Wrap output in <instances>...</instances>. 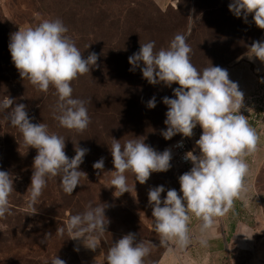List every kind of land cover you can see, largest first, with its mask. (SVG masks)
Masks as SVG:
<instances>
[{"label": "rangeland", "instance_id": "374dc122", "mask_svg": "<svg viewBox=\"0 0 264 264\" xmlns=\"http://www.w3.org/2000/svg\"><path fill=\"white\" fill-rule=\"evenodd\" d=\"M232 0H0V101L6 97L26 105L28 114L48 125L50 133L65 138V152L69 158L75 156V148L88 149L79 170L86 173L72 195L63 192L60 177L50 178L44 188V204L37 202L35 212L26 209L28 187L20 180L15 152L9 149L10 142H16L19 151L30 169L37 150L24 143L23 136L16 128L13 133L7 111H0V144L4 145V156L0 159V171L9 172L13 177L14 191L10 195L11 215L0 218V241L10 238L14 243L26 246L29 264H51L58 256L65 264H106V254L113 242L128 233H135L137 242L150 240L155 247L145 264H157L168 248L159 245V237L152 227V209L148 204L150 188L163 185L167 190H180L179 176L189 171L180 165L172 155L171 168L167 172L153 173L145 184L135 181L131 172H126L131 193L119 197L110 186L111 171H114L109 148L112 138L121 144L129 139H145V143L158 152L180 139L187 140L199 154L195 141L202 134L197 125L194 135L185 138L181 134L170 140L164 139L167 106L163 97L175 98L173 84L151 85L142 76L140 68L131 71L128 57L137 53L140 43L155 41V50L167 48L178 33L184 34L191 27L187 37L190 45L191 63L198 69L220 66L237 82L244 93L241 113L256 129L260 140L255 154L247 158L250 172L248 181L252 184L254 202L249 200L251 192L241 200L244 220H258L263 224L260 231L264 236V63L249 59L246 55L254 41H264V29L258 28L250 14L247 21L229 11ZM37 16L44 19L59 18L68 28V35L87 58L89 53L98 55L97 65L90 73L79 76L71 82L73 98L85 100L91 123L83 132L60 127L54 119L57 102L55 89L47 93L38 91L27 80H22L15 68L11 54L5 46V35L27 26H34ZM191 17L194 22H190ZM91 44V45H90ZM90 45L89 48L87 46ZM140 67H143L141 63ZM156 99V107L149 109L147 102ZM249 109V110H248ZM31 114V115H32ZM8 122V124L6 123ZM10 126L8 142L4 132ZM8 144V146H7ZM16 145V144H15ZM104 158V169L97 175L93 164ZM106 204L105 216L109 220L106 232L99 236L100 246L92 251L79 240L69 239L67 233L57 234L70 215L81 213L88 204ZM39 207H46L54 214L41 232L33 230L41 222ZM257 213V215H256ZM197 222V220H195ZM29 231L24 240L22 227ZM30 229V230H29ZM24 231V230H22ZM6 233L8 235L6 236ZM47 234V235H46ZM7 241V240H5ZM230 240H227L228 242ZM240 247L229 245L226 249L218 246L217 252L207 256L205 264H264V240H237ZM28 246H27V245ZM201 247V246H200ZM207 250V247H205ZM203 247H201V252ZM204 249V251L206 252ZM26 257V256H22ZM21 264V263H20ZM23 264H27L23 262Z\"/></svg>", "mask_w": 264, "mask_h": 264}, {"label": "clouds", "instance_id": "9594fccd", "mask_svg": "<svg viewBox=\"0 0 264 264\" xmlns=\"http://www.w3.org/2000/svg\"><path fill=\"white\" fill-rule=\"evenodd\" d=\"M229 11L245 21L251 14L255 25L264 29V0H232ZM37 21L34 26L19 28L10 34L8 49L12 62L21 79L38 91L47 93L50 87L55 89L57 102L53 116L60 127L83 132L91 118L87 102L73 98L71 82L90 73L97 65L98 55L92 52L85 58L61 19L37 16ZM190 34L191 27L187 33L176 34L167 48L158 51L155 41L140 43L139 51L128 57L130 70L140 68L149 84L179 85L173 89L175 98L162 99L167 106L166 130L161 133L164 139L170 140L177 134L190 138L197 125L202 129L195 141L199 154H194V149L183 157L192 167L178 178L182 195L176 189H169L162 199L163 185L150 188L147 194L159 245L181 252L193 242L207 247L208 235L217 220L233 209L237 199L244 198L250 172L247 158L256 153L260 140L256 129L241 113L245 107L244 93L238 83L229 78L228 71L212 64L201 71L191 63L192 49L187 43ZM246 55L264 63V41H254ZM261 82L264 83V79ZM147 107H156L154 96ZM0 111H7L6 119L18 128L24 143L37 150L26 209L35 212V205L50 178L59 176L63 192L72 195L81 177L86 176L79 166L88 149L77 146L75 156L69 158L65 138L50 133L43 122L32 123L26 105L10 97L0 101ZM144 141L129 139L121 144L120 140L112 138L109 150L115 170L111 171L110 186L105 187H114L116 197L131 193L126 172H131L135 181L143 185L153 173L167 172L171 168V151L158 152ZM93 168L99 175L104 169V158L96 161ZM13 180L9 172L0 171V218L11 215L9 197L14 191ZM106 207L102 203L88 204L83 212L70 215L65 225L56 229L57 234L63 236L66 232L69 239L79 240L84 247L95 251L101 243L99 236L106 232L109 224ZM193 217L199 222L195 229L190 227ZM155 246L150 240L137 242L135 233L125 234L108 248L106 264H145V258ZM51 264H65V261L56 256Z\"/></svg>", "mask_w": 264, "mask_h": 264}, {"label": "crops", "instance_id": "0c3cea01", "mask_svg": "<svg viewBox=\"0 0 264 264\" xmlns=\"http://www.w3.org/2000/svg\"><path fill=\"white\" fill-rule=\"evenodd\" d=\"M250 184L252 183L248 181L247 178V196L252 191V185ZM249 198V200L254 202L255 197L252 195V192L249 195ZM241 214V200L237 199L234 203L233 209L223 218L218 219L215 226L210 231L208 235L207 250L203 247L201 252L200 245L193 242L192 245L182 252L176 250L165 252L157 264H205L204 261L206 257H211L212 252H217L219 250L218 246H220L221 250H227L228 244L240 247L239 244H241V242H238L237 240H264V236L259 237V235L262 234V231L260 230L263 227V224L258 220H255V222L254 220L246 221ZM195 220L196 218L193 217L190 223V227L193 229H195L199 223L198 221L195 222ZM227 240L230 241L226 242Z\"/></svg>", "mask_w": 264, "mask_h": 264}, {"label": "trees", "instance_id": "16d2710c", "mask_svg": "<svg viewBox=\"0 0 264 264\" xmlns=\"http://www.w3.org/2000/svg\"><path fill=\"white\" fill-rule=\"evenodd\" d=\"M10 33H7L5 35V40H3L5 42V46L8 49V44L10 41ZM9 50V49H8ZM1 88V86H0ZM32 114V113H31ZM28 114L29 118L31 119L32 123H42L38 118H36L35 113H33L32 115ZM8 124V122H6ZM12 127V131L13 133L16 134V128L14 126ZM11 128L9 125H7V131L4 132V142L5 144L8 142V136H9V132ZM20 133V131H19ZM16 144V145H15ZM8 146V144H7ZM9 149H11L12 151L15 152V157H16V161L18 162V167L20 169L19 175H21L20 180L26 185V187L30 186L31 183V176H32V169H30V167L28 166L27 163V158L26 156H22L20 151H19V146L17 144V141L15 142H10L9 145ZM4 145L0 144V155H2V157L4 156ZM1 159V156H0ZM25 161V162H24ZM1 166V165H0ZM38 202H40L41 204H44L42 195L39 197ZM40 216H41V222L36 223L35 227L33 228V230L37 231V232H41L42 228L46 227L48 223H52L53 219H54V214L53 212L50 211V209H47L46 207H39L38 208ZM24 230V231H22ZM22 230L20 231L22 236L24 237V240L28 237L29 235V231L27 230L26 227H22ZM30 230V229H29ZM8 235V233H6V236ZM4 241H0V264H23V262L29 264V262L27 261V257L30 256L29 254L27 255L26 253V246H20L23 244V242H17L14 243L13 240L10 238V234H9V238L5 239V236L3 237ZM7 240V241H5ZM27 245V244H26ZM28 246V245H27ZM22 256H26V257H22Z\"/></svg>", "mask_w": 264, "mask_h": 264}, {"label": "built area", "instance_id": "2783aa9c", "mask_svg": "<svg viewBox=\"0 0 264 264\" xmlns=\"http://www.w3.org/2000/svg\"><path fill=\"white\" fill-rule=\"evenodd\" d=\"M168 150L171 151V154L173 156H175V158L177 159V162L182 165L185 166L189 169H191L192 164L190 161H185L183 159L184 154L188 151H192V147L191 144L185 140V139H180L178 141H175L174 143L170 144L167 147Z\"/></svg>", "mask_w": 264, "mask_h": 264}]
</instances>
